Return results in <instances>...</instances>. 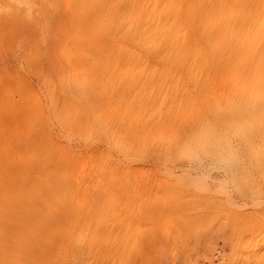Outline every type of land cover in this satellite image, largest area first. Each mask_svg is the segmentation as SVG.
Returning a JSON list of instances; mask_svg holds the SVG:
<instances>
[{"label":"rangeland","instance_id":"1","mask_svg":"<svg viewBox=\"0 0 264 264\" xmlns=\"http://www.w3.org/2000/svg\"><path fill=\"white\" fill-rule=\"evenodd\" d=\"M102 1L0 0V157L10 153L8 168L16 178L20 170L13 157L21 150L35 152L34 158L41 162L31 187L18 179L11 184L8 173L1 175L0 264L105 263L98 257L92 261L83 256L68 259L32 233L35 210L45 214L50 201L59 214L64 211L65 181L63 168L49 156L46 135L38 122L32 121L30 131L23 129V112L30 110L28 104L34 94H44L47 82L53 80L52 62L58 44L64 40L87 57L83 77L92 87V102L98 103L101 98L123 111L127 119L139 122L142 118L127 103L141 92L146 73H134L135 80L131 82V73H115L108 78L100 63L102 58H111L119 51L117 45L136 52L142 63L158 62L128 28L123 29L117 22L106 24ZM185 17L190 29L189 37L180 44L182 51L187 55L194 46L200 47L206 62L177 74L181 84L177 110L172 115H160L151 129L148 126L138 131L144 143V159L131 165L120 164L111 184L114 193L103 196L100 227L118 224L119 218L124 221L129 212L137 215L129 225L140 226L141 233L136 241L139 258L132 264H264V244L260 241L261 247H257L260 236H254L256 220L264 215V174L248 164L244 142L232 129L240 122L238 114L224 109L226 96L236 97L230 84L223 80L225 64L216 52L203 46L198 20H191L187 14ZM159 100L160 97L154 104ZM141 111L144 115L149 113L150 106L143 102ZM222 127L235 154L233 159H228L229 153L223 148L213 153L201 137V133L214 137ZM93 147L98 149L100 144ZM165 165L177 173L187 170L198 175L210 168L211 172L203 184L204 190L191 188L192 185L180 188L174 177L163 173ZM59 218L63 223L65 218ZM115 230L117 234L119 230ZM247 243L255 244L254 248Z\"/></svg>","mask_w":264,"mask_h":264},{"label":"bare ground","instance_id":"2","mask_svg":"<svg viewBox=\"0 0 264 264\" xmlns=\"http://www.w3.org/2000/svg\"><path fill=\"white\" fill-rule=\"evenodd\" d=\"M101 3L106 24L117 22L123 29L128 28L158 62L157 65L142 63L136 52L117 45L119 51L111 58H102L100 63L104 77L108 74V78L125 72L131 73L128 81H134V73H146L143 80L140 78L141 92L127 103L144 120L141 118L140 123L127 119L123 111L100 101L101 98L98 103L92 102V87L83 77L88 62L86 55L69 40H59L52 62L53 80L47 82L44 94L38 92L31 98L30 110L23 112V129L30 131L32 121L38 122L46 135L45 145L51 160L63 168L64 211L59 214L50 201L45 214L35 210L32 233L38 241L54 246L71 260L83 256L91 261L101 258L104 264H132L139 258L136 241L141 233L140 226L130 228L129 225L137 215L129 212L124 221L119 218L118 224L108 223L103 229L100 227L103 225L102 200L104 202L103 196L107 193H114L111 184L120 164L131 165L144 159L141 153L144 143L138 131L148 126L151 129L160 115H172L180 105L181 84L177 74L183 69L191 71L206 60L200 47L194 46L187 55L182 51L180 44L189 37L190 29L185 14L193 21L198 20L203 46L209 52H216L225 64L223 80L230 84L236 97L227 95L224 109L238 114L240 122L232 129L244 142L248 164L264 174V0H103ZM184 7L186 11L182 10ZM158 97L159 103L154 104ZM143 102L151 109L145 115L141 111ZM160 107H164L162 112ZM217 131L214 137L205 133H201V137L212 152L223 148L229 153L228 159H233L235 154L225 136L227 132L224 127ZM96 144L100 147L93 149ZM9 154H1L0 179L6 172L11 184L18 179L31 187L37 178L35 171L41 167V162L34 158L36 153L26 149L13 157L20 170L18 178L8 168ZM215 157L218 158L216 153ZM172 168L165 165L160 170L174 177L180 188L192 185L191 188L204 190L203 184L211 172L210 167L207 173L198 175L187 170L177 173ZM60 215L65 218L63 223H60ZM259 217L254 236H260L257 241L260 248L259 242L264 244V215ZM114 229L119 232L116 234ZM254 245L248 247L254 248Z\"/></svg>","mask_w":264,"mask_h":264}]
</instances>
